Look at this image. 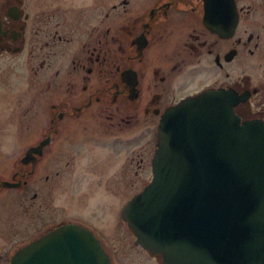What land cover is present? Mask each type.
Segmentation results:
<instances>
[{
  "label": "flooded vegetation",
  "instance_id": "1",
  "mask_svg": "<svg viewBox=\"0 0 264 264\" xmlns=\"http://www.w3.org/2000/svg\"><path fill=\"white\" fill-rule=\"evenodd\" d=\"M211 91L264 122V0H0V264L65 225L112 264H166L124 210L163 116ZM117 176L141 182L125 202Z\"/></svg>",
  "mask_w": 264,
  "mask_h": 264
},
{
  "label": "water",
  "instance_id": "2",
  "mask_svg": "<svg viewBox=\"0 0 264 264\" xmlns=\"http://www.w3.org/2000/svg\"><path fill=\"white\" fill-rule=\"evenodd\" d=\"M223 92L163 116L153 180L124 210L137 243L166 264H264V122ZM12 264H112L94 234L65 225Z\"/></svg>",
  "mask_w": 264,
  "mask_h": 264
},
{
  "label": "rangeland",
  "instance_id": "3",
  "mask_svg": "<svg viewBox=\"0 0 264 264\" xmlns=\"http://www.w3.org/2000/svg\"><path fill=\"white\" fill-rule=\"evenodd\" d=\"M149 139V138H148ZM139 145L137 144H133L131 151L129 152L128 155L130 156H134L135 155V150H137V147ZM128 167V171L131 170L133 172V170L136 168V164L132 165L130 163H128L127 165ZM141 187V182L139 180L136 179H132V180H121V178H119V176H117L116 181H115V190H116V195H121L123 197V199H125L122 202H125L126 200H128V198L130 197V195H134L135 191ZM117 246H121L122 247V251H127L128 250V244L127 242L119 244ZM134 257V256H133ZM139 258L136 256L134 257V264H138V260ZM132 263V262H131Z\"/></svg>",
  "mask_w": 264,
  "mask_h": 264
}]
</instances>
